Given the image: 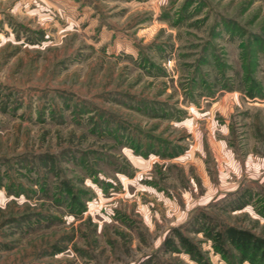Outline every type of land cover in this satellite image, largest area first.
Returning a JSON list of instances; mask_svg holds the SVG:
<instances>
[{"label": "rangeland", "instance_id": "374dc122", "mask_svg": "<svg viewBox=\"0 0 264 264\" xmlns=\"http://www.w3.org/2000/svg\"><path fill=\"white\" fill-rule=\"evenodd\" d=\"M229 224L264 236V0H0V264H253Z\"/></svg>", "mask_w": 264, "mask_h": 264}, {"label": "trees", "instance_id": "16d2710c", "mask_svg": "<svg viewBox=\"0 0 264 264\" xmlns=\"http://www.w3.org/2000/svg\"><path fill=\"white\" fill-rule=\"evenodd\" d=\"M251 94L253 95L254 93ZM176 236L179 237L181 243L190 253H200L196 243L189 236L181 231H177ZM214 239L216 249L227 259L231 256L228 246V243H230L239 252L238 262L249 260L251 263L256 264L258 261H264V236L256 234L248 228L232 224L225 225L216 231Z\"/></svg>", "mask_w": 264, "mask_h": 264}]
</instances>
